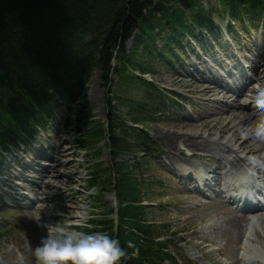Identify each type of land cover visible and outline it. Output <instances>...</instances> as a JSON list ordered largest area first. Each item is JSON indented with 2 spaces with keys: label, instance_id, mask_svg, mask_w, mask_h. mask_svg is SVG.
<instances>
[{
  "label": "trees",
  "instance_id": "trees-1",
  "mask_svg": "<svg viewBox=\"0 0 264 264\" xmlns=\"http://www.w3.org/2000/svg\"><path fill=\"white\" fill-rule=\"evenodd\" d=\"M214 16L227 20L224 28L233 36L235 25L242 31L247 23L264 22V0H218L211 8L199 0H0V161L17 143L33 142L46 130L64 103L77 100L94 72L109 91L115 77L142 94L121 100L106 91L105 121L89 122L79 139L95 150L106 143L112 175L104 179L100 173L106 168L96 164L89 184L113 194L117 207L107 211L108 218L94 220L92 229L78 230L118 239L128 253L121 264H177L170 241L160 240L154 224L145 220L143 175L137 177L117 159L153 153V141L138 126L153 122L167 99L143 76L152 73L153 60L172 65L184 38L201 43L196 30L205 32L199 33L203 38L220 31ZM164 32L165 45L159 48ZM118 103L128 109V122L119 116Z\"/></svg>",
  "mask_w": 264,
  "mask_h": 264
},
{
  "label": "rangeland",
  "instance_id": "rangeland-1",
  "mask_svg": "<svg viewBox=\"0 0 264 264\" xmlns=\"http://www.w3.org/2000/svg\"><path fill=\"white\" fill-rule=\"evenodd\" d=\"M199 1L206 8L218 6V0ZM224 20L214 16L213 22L218 26L220 31L214 30L212 35H205L204 38L199 33L203 34L205 32L196 30L198 36H201V43L184 38V43L177 46L172 65H168L167 63L161 64L158 60L152 61L150 64L152 73L144 75L143 80L152 82L157 90L166 96L167 101H165L163 110L154 116L153 122L140 123L138 127L153 141V153L150 155H142L136 152L134 154L127 153L117 159L118 162L129 165L137 177H142L143 175L144 184L142 188L144 195L142 201L146 209L145 220L154 224L153 229L161 237L160 240L167 239L170 241L169 247L173 252L177 264H212L213 260H220L223 257L215 251L210 252L209 249H212V247L199 251L190 245V242L196 237L195 233L203 228V225L200 226L199 224L200 220L214 216L207 206L211 204L213 201L212 197L215 194L210 189L205 191L206 196H201L196 190H185L183 188L178 176L162 163L167 153V148L166 142L161 138V132L181 121L183 114L192 116L194 120H200L201 116L212 110L210 104H201L202 102L198 94L190 90L188 85L191 83V79L186 75V72L193 74L195 70L201 71L208 78H210L211 74H221L220 79L224 83L231 84L234 77H226L227 75L221 68L224 67L234 72L235 69L232 68L233 63L239 61L242 66H245V64H249L250 58H254L259 51L260 53L264 51V22L261 25L247 23L246 27L248 29L242 31L239 30L238 25V28L235 25L232 30L234 35L229 36L226 34L227 32L224 28L226 24V20ZM165 33L161 34L157 40L156 44L159 48H163L165 45L161 39ZM126 47L130 50L132 47L131 42H128ZM261 67L264 68V58H262ZM248 76L251 77L250 72H248ZM171 77H184L186 81L177 85H171L169 81ZM249 86L255 89L259 85L252 81ZM106 91H109V89L102 85L97 72L92 73L77 100L73 104L64 103L61 112L49 122L46 130L39 133L28 146L17 143L0 161V176H5V172L10 166L14 168V170L12 169L14 172H16L15 168L20 169L21 172H25L22 170L21 161H14L13 157L20 159L21 156H24L26 160L36 159V154L39 150L56 144V138L61 140L67 136V142L69 141L71 151L75 153L73 155L74 164L77 165L75 171L73 170V172H76L73 176L76 182L69 183L72 185L70 187L72 191L68 192V195L71 194L69 197H73L72 193L78 191L84 196L78 197L79 206H82L80 210L83 216L81 224L76 225L79 228L92 229L94 220L108 218L106 217L107 211L117 207L113 194L104 193L100 190V186L89 184L91 173L94 171L96 164H100L102 168H106V171L107 167H111L106 143L101 141L96 146L97 151L92 148L91 144H79L82 130L86 131L91 127L89 122L105 121L107 114L105 108ZM109 92V95L119 97L121 100L125 98L135 100L142 98V94L138 88L129 87L127 82H121L115 77H113ZM252 103L253 94L247 92L240 97L238 107L235 106L232 110L234 112L242 111L248 117L249 122H252L254 117L249 116L252 111L250 108ZM116 110L119 116L125 121H129L126 114L128 109L124 104L118 103ZM82 117V125L80 126L79 118ZM98 151L100 153L95 157ZM186 156L187 153L183 152L182 156H176V158L181 163L198 162L202 165H209L203 159L186 160ZM38 161L44 163V159L42 158H39ZM135 162H138L140 166L136 167ZM36 167L35 169H37ZM111 171H103L100 174L105 179L107 176L112 175ZM25 174H31V172L26 171ZM28 178V182L19 181V183L23 186L25 185L31 191L32 187L29 185H32V183L30 182L36 183V181L32 177ZM3 188L8 189L5 185L0 187V194H2V198H0V261H4L5 263L16 261L23 263L24 260L26 262L28 255L33 254V249L40 242L41 237L46 234H42L39 231V222L36 220L37 215L34 214V210L15 206L14 200H11L6 195V191L10 189L5 191ZM30 191H27V194ZM18 196L15 195V197ZM18 199L26 202L23 197H18ZM57 203L58 201L55 202L54 200L45 201V203L40 202L39 204H45L46 209L49 210ZM203 206H206V208L201 209ZM65 213H67L66 210L58 212L62 218H65ZM113 214H111V218L115 219ZM238 214L242 215L239 212ZM221 215H225L224 212L216 215L214 218L219 220ZM57 222L56 220L53 221V223ZM263 233L260 231V228L256 230V235L261 238L262 242L261 245H257L256 247L258 250H262L261 252L264 254ZM222 242L224 241L218 243V246L213 247H221L225 252H229L231 248L234 250L237 246L234 241ZM208 255L212 259H208ZM166 264L169 263L166 262Z\"/></svg>",
  "mask_w": 264,
  "mask_h": 264
},
{
  "label": "bare ground",
  "instance_id": "bare-ground-1",
  "mask_svg": "<svg viewBox=\"0 0 264 264\" xmlns=\"http://www.w3.org/2000/svg\"><path fill=\"white\" fill-rule=\"evenodd\" d=\"M262 58H264V51L261 53L259 51L254 58H250L249 64H245L247 67L237 61L232 65L234 72L221 66L226 77H234L231 84L224 83L220 79L221 74H211L208 78L201 71L195 70L193 74L186 72L191 79L188 85L190 90L198 94L201 104H210L212 110L201 116L200 120H194L192 116L183 114L181 121L161 132V138L166 142L167 148L162 163L178 176L183 188L204 194L200 187L207 184L208 189L213 190L216 195L211 204L207 206L214 216L200 220L199 224L203 225V228L196 233L193 231L196 237L190 242L194 249L202 251L212 247L209 249L210 252L215 251L223 257L220 260H213L212 264H264V254L256 247L262 244L261 238L256 235V230L260 228V231L264 232V206L259 204L247 210L246 214H238L237 205L231 200L233 185L228 180L233 172L244 166L248 157L264 153V143L253 141L251 138L242 140L239 135L240 128L257 123L264 118V113L257 111L252 103L249 116L254 118L252 122H249L248 117L242 111L232 110L233 107H238L240 97L244 94L250 92L254 95L255 89L249 86L250 82L264 86ZM248 72L251 77L248 76ZM169 81L171 85H177L186 80L184 77H171ZM56 140V144L39 150L36 159L26 160L24 156L20 159L13 157L14 161H21L23 171L31 172V174H25L16 168L14 172V168L10 166L5 176H0V187L5 185L10 189L6 191L8 189L3 188L6 195L14 200L15 206L34 210L38 224L51 226L55 224L53 223L55 220H68L79 225L83 221L80 210L82 206L80 207L78 203V197L82 196V193L75 191L72 193L73 197H69L71 194L68 195V192L72 191L70 189L72 185L69 183L76 182L73 178L76 174L73 170L77 168L73 158L75 153L71 151L67 136L61 140L56 138ZM183 152L187 153L186 160L203 159L209 165H202L198 162L181 163L176 156H182ZM39 158L44 159V163L39 162ZM28 177L36 181V183L30 182L32 183L29 185L32 187L31 191L19 183V181L28 182ZM27 191L30 193L27 194ZM15 195L23 197L26 202L20 201ZM54 200L58 203L49 210L46 209L45 204H39ZM204 208L206 206L201 209ZM63 210L67 211L65 218L58 214ZM222 212L225 215H221L220 222L214 217ZM38 228L42 234H46L45 228L41 226ZM221 241L225 243L234 241L237 246L234 250L231 248L229 252H225L221 247H213L218 246ZM207 258L212 259L210 255ZM0 264H36V262L33 254H30L26 262L25 260L23 263L0 261Z\"/></svg>",
  "mask_w": 264,
  "mask_h": 264
},
{
  "label": "clouds",
  "instance_id": "clouds-1",
  "mask_svg": "<svg viewBox=\"0 0 264 264\" xmlns=\"http://www.w3.org/2000/svg\"><path fill=\"white\" fill-rule=\"evenodd\" d=\"M253 106L264 113V86H256ZM239 135L242 140L251 138L264 143V118L240 128ZM228 180L240 198L253 199L254 203L264 206V153L248 157L244 166L233 172ZM38 225L46 229V235L33 249L36 264H121L128 255L120 241L107 233H85L68 220L51 226ZM128 247L133 248V243L128 242Z\"/></svg>",
  "mask_w": 264,
  "mask_h": 264
}]
</instances>
